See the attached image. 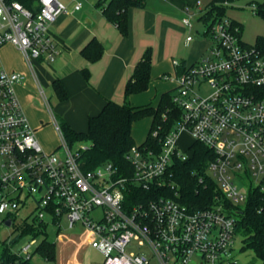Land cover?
Segmentation results:
<instances>
[{
	"label": "built area",
	"instance_id": "built-area-1",
	"mask_svg": "<svg viewBox=\"0 0 264 264\" xmlns=\"http://www.w3.org/2000/svg\"><path fill=\"white\" fill-rule=\"evenodd\" d=\"M70 1L69 7L59 0H38L37 11H31L0 0V50L11 45L28 64L52 63L60 53L54 23L80 12L88 0ZM210 1L181 10L188 31L185 46L198 34L209 46L193 64L172 62L178 69L172 102L180 117L158 149L135 145L128 151L129 176H119L111 163L85 171L79 155L86 146L72 151L59 127L61 157L46 152L16 95L23 76L0 67V225L11 216L18 219L20 209L33 200L26 219L35 227L59 228L61 220L69 228L81 227L102 264H261L244 263L234 251L237 214L251 194L264 213V54L242 41L238 22L210 16ZM239 1L218 4L226 11ZM245 8L256 14L257 4L239 9ZM182 134L192 139L184 149ZM192 143L213 153L198 183L211 180L219 193L210 208L194 211L161 196L167 191L179 197L172 169L190 160ZM141 193L153 198L142 200ZM36 244L27 241L19 254L30 258Z\"/></svg>",
	"mask_w": 264,
	"mask_h": 264
},
{
	"label": "crops",
	"instance_id": "crops-1",
	"mask_svg": "<svg viewBox=\"0 0 264 264\" xmlns=\"http://www.w3.org/2000/svg\"><path fill=\"white\" fill-rule=\"evenodd\" d=\"M59 1L69 7L72 5L70 0ZM197 1L205 4L209 2L146 0L144 8L128 11L126 36H122L103 16L97 2L90 3L88 7L84 4L80 12L62 15L54 23L53 30L60 53L52 63L34 60L28 64L16 48L5 45L0 50V67L23 76L15 88L22 106L35 109L36 103L40 109L38 111L41 112L42 108L55 121L49 95L53 94L58 101L56 114L72 130L84 133L87 131L88 119L98 115L107 101L117 104L128 102L134 108L156 107L162 94L174 91L178 69L172 62L176 60L181 64H193L205 54L209 46L208 40L204 38L203 45L194 40L185 46L188 31L181 23V10ZM94 40L102 46L103 51L97 61L89 62L82 56V51ZM147 50L151 51L148 88L126 98L125 86ZM56 80H59L67 94L65 101H60L54 92L53 83ZM40 114L41 119L44 118V122L39 120L43 126L45 116ZM28 118L42 148L56 155L53 150L48 151L46 142L37 137L34 128L39 126L38 120ZM54 125L58 131L56 122ZM131 135L133 138V129Z\"/></svg>",
	"mask_w": 264,
	"mask_h": 264
},
{
	"label": "trees",
	"instance_id": "trees-1",
	"mask_svg": "<svg viewBox=\"0 0 264 264\" xmlns=\"http://www.w3.org/2000/svg\"><path fill=\"white\" fill-rule=\"evenodd\" d=\"M6 1H15L26 9L37 11L38 0ZM252 1L257 4L256 14L264 20V0ZM219 2L220 0L210 1L211 9L208 12L210 16L214 17L215 15V18H220L225 15V9L218 4ZM145 3L146 0H98L96 5L101 8L103 16L118 29L120 34L126 36L128 11L132 8L142 9ZM240 28L242 32L241 24ZM254 46L264 54V37L257 38ZM102 51V46L94 40L83 49L82 56L87 61L94 62L101 57ZM150 58L151 51L147 50L136 66L132 78L125 86L126 98L147 90L150 80ZM53 89L60 101L67 99V94L59 80L53 83ZM179 117L180 111L172 102V92H166L162 94L156 107L134 108L128 102L117 104L107 101L98 115L88 119L86 132H75L64 122L59 125V130L69 147L74 144L86 146V150L79 155V161L85 171L92 170L104 163H111L117 169L119 176H129L131 175V166L125 156L135 146L131 135L133 123L145 118L151 119L147 137L144 143L139 146L158 149L160 141ZM154 131H157V137L152 136ZM191 150L190 160L186 163H175L172 169L173 181L177 184L179 197L176 198L173 193L167 191L161 196L175 199L192 211L207 209L215 203V198L219 196V193L213 181L205 179L202 184H199L198 178L204 175L208 163L214 159L213 153L199 143H192ZM141 194L142 196H138L142 200L153 198L152 195ZM136 196L133 203L136 202ZM227 205L229 206L228 203ZM239 209L235 231L243 242L241 251H252L255 259L264 264V213L258 212L257 196L254 193L251 194L247 202ZM11 217L9 228L12 229V233L8 239L0 241V264H33L34 255H39L46 262L55 261L56 245L48 240L47 228L44 226L35 227L33 222L28 219L21 220L17 225L15 222L17 218ZM23 238L37 241L30 258H25L19 252L14 251L15 245ZM38 238H41L40 241Z\"/></svg>",
	"mask_w": 264,
	"mask_h": 264
},
{
	"label": "rangeland",
	"instance_id": "rangeland-1",
	"mask_svg": "<svg viewBox=\"0 0 264 264\" xmlns=\"http://www.w3.org/2000/svg\"><path fill=\"white\" fill-rule=\"evenodd\" d=\"M260 1V0H255ZM97 2V0H88L84 2L85 7L90 6V3ZM202 2V1H201ZM254 1L252 0H240L235 3L233 7H229L225 11L226 17L232 19L235 22H238L242 26V41L248 45H254L257 38L264 37V20L257 14L253 13L249 8L239 9L241 6H250ZM202 26H198V30L201 31ZM195 41L204 44V39L198 34L195 36ZM16 88V87H15ZM208 92V88H204L201 93L205 94ZM49 94V93H48ZM50 95V105L53 110V118L46 114V112L41 108V112L35 103V109L33 107L22 106L24 114L26 118L29 120L36 119L38 120V127L34 128L37 133V137L39 140L41 139L43 142L49 146L47 150H53V153H56L57 157H61L62 152V142L61 137L58 131L55 129L54 122H56L57 126L61 125L63 122L62 118L56 114L55 108L57 106L58 101L55 99L53 94ZM35 110L36 112L32 111ZM44 112V113H43ZM42 113L45 116V125L41 126L39 120L41 119ZM43 116V117H44ZM44 120V118H43ZM42 120V121H43ZM44 122V121H43ZM151 120L149 118H145L143 120L137 121L133 124V132H134V142L135 145L143 142L147 133L150 129ZM50 126L51 128H46ZM139 139V140H138ZM42 142V143H43ZM189 144H191V140L185 135L182 134L179 138V145L182 149L186 148ZM79 144H74L71 146L72 151H75ZM46 149V148H45ZM48 150V151H50ZM33 201V200H32ZM31 200L26 202L25 207H22L19 212V217L15 221L17 225L20 224L21 220L26 219L31 211L34 209V203ZM96 215H93L95 217ZM12 233V229L7 228L5 225H0V241L6 240L10 237ZM47 238L49 241L54 242L56 245L55 251V261L46 262L39 255H34L32 258L33 264H102L103 257L100 253L95 251L90 247L91 245V236L83 230L79 226H74L73 228H69L68 224L65 220H61L59 228L54 226H47ZM41 238H38L40 241ZM29 241V238H23L17 245L14 247V251L17 253L20 247ZM243 246V242L240 237L235 240V255L238 259L244 263H259L255 259V256L252 251H238L240 247Z\"/></svg>",
	"mask_w": 264,
	"mask_h": 264
},
{
	"label": "water",
	"instance_id": "water-1",
	"mask_svg": "<svg viewBox=\"0 0 264 264\" xmlns=\"http://www.w3.org/2000/svg\"><path fill=\"white\" fill-rule=\"evenodd\" d=\"M5 226L9 228V227L11 226V221H10V220H7V221L5 222Z\"/></svg>",
	"mask_w": 264,
	"mask_h": 264
}]
</instances>
